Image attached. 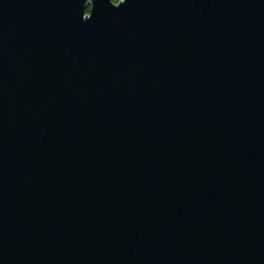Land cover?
<instances>
[{
  "label": "water",
  "instance_id": "obj_1",
  "mask_svg": "<svg viewBox=\"0 0 264 264\" xmlns=\"http://www.w3.org/2000/svg\"><path fill=\"white\" fill-rule=\"evenodd\" d=\"M0 264H264V0H0Z\"/></svg>",
  "mask_w": 264,
  "mask_h": 264
},
{
  "label": "trees",
  "instance_id": "obj_2",
  "mask_svg": "<svg viewBox=\"0 0 264 264\" xmlns=\"http://www.w3.org/2000/svg\"><path fill=\"white\" fill-rule=\"evenodd\" d=\"M120 0H112L113 3H118Z\"/></svg>",
  "mask_w": 264,
  "mask_h": 264
}]
</instances>
